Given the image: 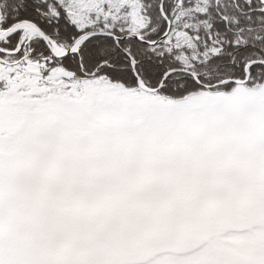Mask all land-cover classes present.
Here are the masks:
<instances>
[{"label": "snow or ice", "instance_id": "1", "mask_svg": "<svg viewBox=\"0 0 264 264\" xmlns=\"http://www.w3.org/2000/svg\"><path fill=\"white\" fill-rule=\"evenodd\" d=\"M0 264H264V0H0Z\"/></svg>", "mask_w": 264, "mask_h": 264}]
</instances>
